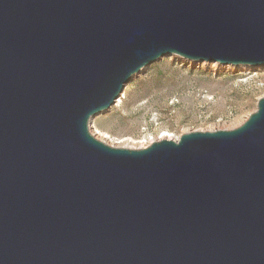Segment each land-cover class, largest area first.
Wrapping results in <instances>:
<instances>
[{
    "label": "water",
    "instance_id": "water-1",
    "mask_svg": "<svg viewBox=\"0 0 264 264\" xmlns=\"http://www.w3.org/2000/svg\"><path fill=\"white\" fill-rule=\"evenodd\" d=\"M170 55L264 67V0H0V264H264V97L138 149L90 132Z\"/></svg>",
    "mask_w": 264,
    "mask_h": 264
},
{
    "label": "rangeland",
    "instance_id": "rangeland-1",
    "mask_svg": "<svg viewBox=\"0 0 264 264\" xmlns=\"http://www.w3.org/2000/svg\"><path fill=\"white\" fill-rule=\"evenodd\" d=\"M262 97L264 67L170 55L133 76L120 101L95 116L89 129L109 146L138 149L188 132L235 129Z\"/></svg>",
    "mask_w": 264,
    "mask_h": 264
},
{
    "label": "bare ground",
    "instance_id": "bare-ground-1",
    "mask_svg": "<svg viewBox=\"0 0 264 264\" xmlns=\"http://www.w3.org/2000/svg\"><path fill=\"white\" fill-rule=\"evenodd\" d=\"M119 101H120V99H119ZM164 135H165V134H164ZM164 135H163V136H164ZM163 136H161V137L163 138Z\"/></svg>",
    "mask_w": 264,
    "mask_h": 264
},
{
    "label": "built area",
    "instance_id": "built-area-1",
    "mask_svg": "<svg viewBox=\"0 0 264 264\" xmlns=\"http://www.w3.org/2000/svg\"><path fill=\"white\" fill-rule=\"evenodd\" d=\"M148 146V145H147ZM145 147V146H144Z\"/></svg>",
    "mask_w": 264,
    "mask_h": 264
}]
</instances>
